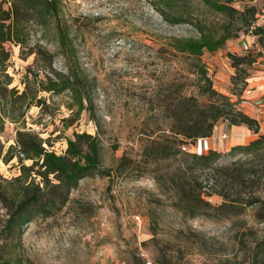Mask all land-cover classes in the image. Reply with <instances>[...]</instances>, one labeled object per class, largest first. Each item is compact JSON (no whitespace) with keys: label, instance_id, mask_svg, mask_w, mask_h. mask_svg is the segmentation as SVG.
<instances>
[{"label":"rangeland","instance_id":"1","mask_svg":"<svg viewBox=\"0 0 264 264\" xmlns=\"http://www.w3.org/2000/svg\"><path fill=\"white\" fill-rule=\"evenodd\" d=\"M222 1L240 11L254 7L246 12L249 25H241L236 13L231 19L216 13L202 0H174L190 5L182 18L202 23L204 31L227 28L237 34L196 61L169 44L198 36L193 24L168 22L154 0H62L60 20L73 40V58L89 84L92 106L77 115L75 106L69 108L68 92L39 91L44 102L32 105L17 122L6 119L0 143L6 151L18 129L29 130L61 154L73 132L86 131L97 138L101 165L112 174L80 180L62 210L35 218L17 240L3 232L10 202L1 190L15 187L10 181L20 174L21 163L18 155L7 163L0 160V264H264V148L245 154L230 153V147L208 168L185 159L186 174L183 155L164 152L165 145L177 149L183 143L180 116L195 118L196 107L207 100L198 87L200 66L212 88L233 102H240L255 80H264V35L254 29L264 28V0ZM35 36L52 54L50 67L65 73L53 28L38 29ZM9 49L11 86L19 91L25 75H51L47 64L35 61L36 53ZM251 53L256 57L250 63ZM191 95L195 99L180 102ZM154 175L161 177L159 184Z\"/></svg>","mask_w":264,"mask_h":264},{"label":"trees","instance_id":"2","mask_svg":"<svg viewBox=\"0 0 264 264\" xmlns=\"http://www.w3.org/2000/svg\"><path fill=\"white\" fill-rule=\"evenodd\" d=\"M154 1L161 4L157 10L168 22L193 24L198 36L175 38L169 44L176 51L191 55L196 61H199V57L205 50L209 52L219 50L226 40L237 35L232 36L227 28V32L225 29L220 32L209 30L206 32L202 23H192L189 19H183L181 13L188 14L190 5H178L174 0ZM202 2L216 13L226 15L230 19L234 18V13L238 14L239 22L243 26L249 25L246 12L250 10L251 13L254 12L252 6L247 9L244 6L240 11L222 0H202ZM61 10L62 0H0V133L3 131L6 119L17 122L25 116L26 111L32 105L37 106L44 102L38 97L39 91L55 94L68 92L71 97L69 108L75 106L74 112L77 115L81 114L83 109L88 111L92 106L89 84L80 77L77 63L73 58L75 53L73 40L68 34L66 23L60 20ZM51 28H53L57 47L61 51L64 65L67 68L65 73L50 67L52 54L45 50L35 36L38 29L45 32ZM254 29L259 36L264 35V28L256 26ZM13 46L18 47L22 55L36 53L35 61L39 64H47L51 75L42 78L36 71L30 79L27 75L24 76L21 81L24 84L21 91L16 86H11L12 76L8 71V66L11 59L9 48ZM246 57L251 63L255 61L256 56L251 53ZM238 64L239 62L233 63V67L236 68ZM39 66L45 68L43 65ZM196 74L198 80L203 81V84L198 87L202 95H207V100L201 106L196 107L198 114L195 118L180 116V124L183 125L181 126L182 142L184 139L192 140L197 137L210 136L215 122L220 119L233 125L244 124L253 133L258 132L259 122L237 106L239 101L233 102L229 96L214 90L203 67L200 66ZM191 98L195 99L191 95L180 97L179 100L185 102ZM65 141L67 147L63 153L59 154L44 146L45 140L39 136L38 132L18 129L14 145H10L4 151V145L0 143V160L4 163L9 162L15 155L19 156V153L23 155V157H18L21 163L20 174L10 181L15 183V187L10 189V192L4 188V191L9 192L8 194L1 190V197L10 202L8 217L3 227L5 238L13 236L19 240L29 222L38 217L51 216L56 211L62 210L69 201L70 192L85 177L112 174L101 165L100 144L95 136L86 131L73 132V137H68ZM158 143V141H153V145H158ZM164 148L167 157L183 155L184 174L187 173V169L190 170L185 159L201 162L203 167L208 168L209 164L221 155L211 149L207 153L197 155L194 152L182 151L178 147L172 149L174 148L172 145H165ZM263 148L264 134H258L257 138L248 144L232 146L228 152L241 151L248 154ZM23 159H29L32 163L25 165ZM122 161L116 165L115 172L122 167ZM203 167L198 170L202 171ZM201 171L197 172V178L202 176ZM153 179L157 184L161 181V177L156 175ZM202 182L203 180L197 183L200 186L198 196L203 192ZM221 196L224 198L223 194ZM176 206L179 208L180 204L176 203ZM187 207L186 204V210ZM189 215L193 217L195 210H192ZM6 263L13 264L10 261Z\"/></svg>","mask_w":264,"mask_h":264},{"label":"crops","instance_id":"3","mask_svg":"<svg viewBox=\"0 0 264 264\" xmlns=\"http://www.w3.org/2000/svg\"><path fill=\"white\" fill-rule=\"evenodd\" d=\"M255 85L248 86L239 102V107L250 117L259 122L258 132H252L246 125H233L226 120H218L215 123L212 134L209 136L211 150L223 151L239 144H248L257 138L258 134H264V80L258 78ZM226 134L222 141V133Z\"/></svg>","mask_w":264,"mask_h":264},{"label":"built area","instance_id":"4","mask_svg":"<svg viewBox=\"0 0 264 264\" xmlns=\"http://www.w3.org/2000/svg\"><path fill=\"white\" fill-rule=\"evenodd\" d=\"M246 49L249 48V46H245ZM264 57V50L261 51ZM222 139H225V135H223L221 137ZM181 150L185 151V152H194L197 155H200L202 153H207L208 150L211 149V144H210V139L209 136L208 137H197L194 139H184L182 145H181ZM20 157H23V155L21 153H19ZM147 264H152L147 263Z\"/></svg>","mask_w":264,"mask_h":264}]
</instances>
